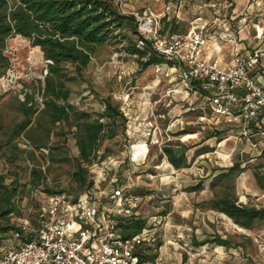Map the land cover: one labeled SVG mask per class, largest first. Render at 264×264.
<instances>
[{"label":"rangeland","instance_id":"obj_1","mask_svg":"<svg viewBox=\"0 0 264 264\" xmlns=\"http://www.w3.org/2000/svg\"><path fill=\"white\" fill-rule=\"evenodd\" d=\"M116 2L121 4L126 14H133L139 18L143 25L157 21L160 25L159 32L164 31L167 23H176L178 28L172 25L166 30L165 35L184 36L194 30L200 31L205 28L203 31L211 38L217 35L229 40V35L241 33L238 37L243 43L246 40L249 41L247 43H252L251 47L247 44L241 45L243 51L264 52V0H116ZM262 33L263 37L259 40ZM222 48L229 58L232 49L226 45ZM119 49L121 46L106 45L97 50L85 73V81L72 87L73 94L69 100L82 110L99 113L104 111L103 101L111 97L128 118L126 136L119 138L115 143L105 145L111 149L112 157L121 159V165H111L108 161L104 165H95L92 168L96 180L95 191L90 194L93 203L95 202L104 213H111L113 210V214L110 215L117 218L118 215L114 214L116 205L110 198L118 187H126L129 194L139 199L138 209L134 210V213L146 219L149 229L155 230L157 235L160 233L161 237L168 233L166 232L168 220L163 219L161 215L164 212L170 214L167 219L175 227L171 228L168 234L183 235L181 242L188 246L185 248L184 244L180 243L186 250L179 251L182 253L184 263H190L191 259L193 264H264V223L257 224L253 231L237 228L235 224L224 219H218L213 224L211 211L202 206L212 199L210 190L200 195L186 192L188 188L198 185L201 181L205 182V189H209L214 170L229 169L238 160H242L244 174L249 175L256 186L252 174L262 163L260 155L264 150V141L256 151L242 135V125L230 126L224 122L218 125L214 120L201 122L198 119V111H191L197 107L198 102L193 97L188 101L184 100L186 87L178 71L170 73L171 67L166 65L161 66V71H157L155 66L146 71L140 70L135 60L120 53ZM6 56L10 60L11 68L6 76L0 78V95L3 96L0 102V174L8 176L6 185H10L15 176L19 175L20 185L23 186L30 181L31 164L29 161L24 162L25 154H21L16 164L11 166V146H7L6 133L22 121L23 117L16 109L17 102L24 99V93H31L39 81L44 82L47 62L39 48H33L29 41L21 37L8 41ZM38 101L40 103L41 98H38ZM188 109L189 111L184 113ZM181 133L185 135H180ZM212 136L214 138L210 139ZM153 137L159 144L152 143ZM223 142L227 144L221 146ZM25 143L21 137L14 144H18L22 151H31L32 149ZM170 143L179 145L175 150L178 153L185 152L190 165L189 168L183 169L184 172L180 170L179 174L175 175L171 174L172 166L166 159L159 163L163 147ZM198 144L201 145L197 146ZM70 147L73 155L77 156L78 150L74 140H71ZM206 147L212 152L195 158V153ZM232 150L235 151L232 153ZM230 154L233 166L220 160L221 155L225 158ZM132 155L135 160L145 157L147 159L138 166L131 162ZM36 161L46 170L47 160L41 153H36ZM68 171V166L63 168L54 166L48 174V183L54 190L66 191L63 197L71 201L67 196L72 193L74 197L77 191L76 186L72 187L69 182ZM260 173H264V169L260 170ZM149 175L155 177L151 179ZM242 176L243 174L236 179V187L239 186ZM246 177L245 175L243 180H248ZM57 181L60 184L59 188L56 186ZM248 193L247 199H244L245 205L264 208L263 191L259 196ZM49 199L44 188L33 192L29 190L18 203L22 216L12 217L11 224L24 230L26 235L34 234L38 229L39 211L49 205ZM217 228L221 235H217L216 238L230 240L232 248L215 254L209 246L207 248L195 246L208 241L209 233L215 232ZM157 235L154 236L155 239ZM5 239L0 242V253L17 250L23 243L15 234H9ZM164 242L163 238H158L153 246L161 247Z\"/></svg>","mask_w":264,"mask_h":264},{"label":"trees","instance_id":"obj_2","mask_svg":"<svg viewBox=\"0 0 264 264\" xmlns=\"http://www.w3.org/2000/svg\"><path fill=\"white\" fill-rule=\"evenodd\" d=\"M172 25L178 28L176 23H167L160 35L175 36L165 35ZM16 37L29 41L33 48L41 50L47 62V75L44 82L39 81L31 93H24V99L17 102L16 109L23 119L6 133L7 146H11V166L16 164L21 154H25L23 161H29L31 167L30 181L23 186L20 185L19 175L10 185H6L8 176L0 174V242L6 240L9 234L17 235L23 242L35 238L34 234L26 235L24 230L12 225L11 218L22 216L18 203L29 190L33 192L44 188L49 198L66 194V191L54 190L48 183V174L54 166L69 167V182L72 187L76 186L77 194L74 197L72 193L66 196L71 198L72 204H76L82 196L95 191L96 180L92 168L119 158L112 157L111 149L105 145L115 143L127 134L128 118L120 105L108 97L103 101L104 111L91 113L69 102L72 87L85 81V73L97 50L106 45L121 46L119 52L134 59L143 71L154 66L175 67L156 52L152 42L141 35L137 17L126 14L116 0H0V78L6 76L11 68L6 56L7 43ZM38 98H41L40 103ZM2 99L0 95V102ZM21 137L31 151H22L18 144H14ZM71 140L75 141L77 156L72 153ZM176 146L179 145L170 143L165 146L159 163L166 159L176 170L189 168L186 153L178 154ZM211 152L209 148H203L195 153V158ZM36 153H41L47 160L46 170L36 161ZM260 160L262 163L256 168L254 176L264 192V173H260L264 169V150ZM244 172L242 160L236 161L229 169L214 170L209 185L212 199L202 206L225 215L239 228L253 231L257 224L264 223V208L238 205L236 179ZM56 186L60 187L58 181ZM204 190L205 182L201 181L186 192L200 194ZM167 215L168 212H164L161 217ZM115 222L125 240L141 235L149 227L148 221L135 213L117 217ZM214 243L232 248L230 240L215 238ZM207 244L210 242L195 246ZM161 248L144 245L139 246L136 253L141 262L155 261Z\"/></svg>","mask_w":264,"mask_h":264},{"label":"built area","instance_id":"obj_3","mask_svg":"<svg viewBox=\"0 0 264 264\" xmlns=\"http://www.w3.org/2000/svg\"><path fill=\"white\" fill-rule=\"evenodd\" d=\"M156 22L143 25L140 21V33L153 43L158 54L175 65L173 68L183 78L188 96L204 98L218 125L223 122L242 125V135L258 151L264 141V87L257 74H264V52L257 50L245 55L235 51L228 63L208 59L206 50L211 43H219L221 37L211 38L203 31L205 28L184 36L162 37ZM240 34L230 35L228 42L236 46ZM156 68L162 70L161 66ZM200 121L205 122L206 118L201 117ZM152 143L159 141L153 137ZM222 158L223 155L220 160L232 164L231 155ZM146 159L135 160L132 155L131 162L139 166ZM108 161L121 165L120 158ZM110 200L116 205L114 214L118 217L129 216L138 209L139 199L129 194L126 187H118ZM238 205L245 203L239 201ZM111 213L102 212L90 194L82 196L76 204L63 196L50 197L49 205L38 215L35 238L21 243L17 250L0 253V264H167L161 258L141 262L137 248L157 241L151 229L125 240Z\"/></svg>","mask_w":264,"mask_h":264},{"label":"crops","instance_id":"obj_4","mask_svg":"<svg viewBox=\"0 0 264 264\" xmlns=\"http://www.w3.org/2000/svg\"><path fill=\"white\" fill-rule=\"evenodd\" d=\"M230 36V35H229ZM232 36H235V35H232ZM263 37V33L262 35L259 37V40ZM222 38V37H221ZM239 38V37H238ZM249 42L248 40L243 41L239 39V42L236 46L230 44L228 42V40L222 38L221 41L219 43H211L210 46L208 47V49L206 50L205 52V56H207L208 59L210 58H214V59H219L225 63H228L231 61L232 57H233V53L235 51H239L241 52L242 54H251L253 52H255L256 50H252V51H243V49L241 48V45L243 44H247L248 46L251 47V44L252 43H247ZM224 45H226L227 47H230L232 50L229 52V58L226 57V52L224 51V48H222ZM227 60H229L228 62H226ZM169 71L170 73H173V72H177L174 68H169ZM257 77H258V80L261 82V84H263V87H264V74L262 73H259L257 74ZM193 97L197 102V107L196 108H193L191 109L192 112H195V111H198L199 113V120L201 119V117H205L206 118V122H209L211 120H214L217 124V118L212 115L211 111H210V107L208 105V103L206 102V100L202 97H200V95H194V94H190L188 96L187 93H185V97H184V100L185 101H188L190 100V98ZM189 111L186 110L184 111V113H187ZM208 113L210 115H208ZM228 141V140H227ZM226 142H223L221 143V146H223ZM148 144V142L146 143ZM227 144V143H226ZM235 150H232V153L234 152ZM177 152V151H176ZM178 153V152H177ZM182 153H185V152H182ZM181 152L178 153V154H182ZM231 155V154H230ZM232 156V155H231ZM201 157V156H200ZM199 158V157H198ZM134 166V165H133ZM171 167V166H170ZM172 168V171H171V174L175 175V174H179L178 172H180V170H176L175 168H173V166L171 167ZM182 172H184L182 170ZM245 175L247 176L246 178H248V180H243V177H245ZM253 177L255 178L254 174H252ZM150 178H154L155 176H151L149 175ZM255 180V184L256 186L254 185L251 177L247 174H244L243 173V176L239 182V186L237 187V195L238 197H240V201L242 203H245V200L247 199L246 196L249 195L248 192H251L254 194V196H259L261 193H262V190L259 188L258 184H257V181L256 179ZM206 190H209V189H205L203 192H201L200 194L202 193H206ZM246 192V193H245ZM190 194H194V195H200V194H196V193H190ZM246 194V195H245ZM245 199V200H244ZM207 202V201H206ZM212 215H213V224L215 223V221H217L218 219H224V220H227L229 223H233L232 220H230L228 217H226L225 215H222V214H219V213H216L214 211H211ZM170 214H168L166 217H164L163 219L165 220H168V222L166 223V232L169 233V230H171V228H174L175 225H172L170 220L167 219L168 216ZM212 222V221H211ZM235 227L239 228L238 226L234 225ZM202 227V223L200 222L199 223V228ZM149 228V227H148ZM179 229H181L182 227H178ZM168 230V231H167ZM168 233H166L163 237H161L160 233H158L157 235V232L155 230H151V234L153 236L157 235V239L158 238H163V241L164 242V245L162 246L161 250H160V253H159V258L165 260L167 262V264H193V261L191 259H189V262H183L182 261V253H180L179 251L181 252H186V250L184 249L185 248H188L187 244L185 243H182L181 240L183 239V235H180V234H177L176 236H173V235H169ZM209 242L210 244H207L205 245L204 248H207L208 246L211 247V250H214L215 254H220L223 252V250H225L226 248L225 247H221L219 246L218 244L214 243V240L216 238L217 235H221L220 231L218 230V228L216 229L215 232H211L209 233ZM156 239V240H157ZM225 240V238H223ZM203 242H207V241H203ZM202 242V243H203ZM180 243L184 244V247L180 245ZM148 247H154L153 244H148ZM170 247V249H169ZM203 248V247H202ZM197 251V250H196ZM176 252H179V253H176Z\"/></svg>","mask_w":264,"mask_h":264}]
</instances>
